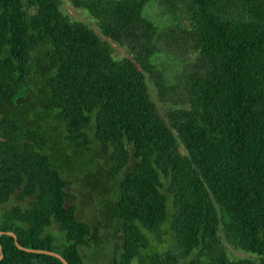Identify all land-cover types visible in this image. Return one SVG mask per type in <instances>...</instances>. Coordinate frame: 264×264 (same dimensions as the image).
Here are the masks:
<instances>
[{"label":"trees","instance_id":"16d2710c","mask_svg":"<svg viewBox=\"0 0 264 264\" xmlns=\"http://www.w3.org/2000/svg\"><path fill=\"white\" fill-rule=\"evenodd\" d=\"M70 2L99 34L61 0H0V207L17 199L0 231L69 264H86L100 227L122 238L111 264H264V0H186L178 37L196 57L178 97L160 58L177 30L144 15L149 0ZM70 184L101 219L68 204ZM166 224L182 260L152 244ZM0 242V264H64Z\"/></svg>","mask_w":264,"mask_h":264},{"label":"rangeland","instance_id":"374dc122","mask_svg":"<svg viewBox=\"0 0 264 264\" xmlns=\"http://www.w3.org/2000/svg\"><path fill=\"white\" fill-rule=\"evenodd\" d=\"M159 0H149L144 9V15L150 18L155 25L159 28H165L167 24L173 26L177 31L170 34L167 38L162 40V44L170 46L171 53H164L160 56L161 60L167 66V72L171 86L176 90L178 94L182 92V86L185 80V73L190 70V66L193 62V58L196 54L193 48L188 42L185 41V45L181 44L182 40L178 37L181 34L180 24L189 23L188 14L186 12V0H169L167 6L158 5ZM61 10L70 16L72 20L83 21L92 27L98 34L100 29L96 24V20L89 13V11L83 7L75 6L70 0H61ZM177 37L176 42H172V39ZM111 41V40H110ZM114 48V54L118 58L125 56H131L128 48L118 43L111 42ZM170 56V57H169ZM150 92L153 93V84L148 81ZM179 102V101H178ZM181 104V103H180ZM174 107L162 106V109L169 110ZM68 190L73 194L68 200V204H74L78 206V215L89 222L101 219L100 203L98 197L90 194H86L84 189L77 187L74 184L68 186ZM17 199H13L8 204L3 205L0 208H6L12 203L16 202ZM164 231L161 236V241L158 242L152 237V244L158 248L162 253L167 251L176 252L182 260V252L180 247L166 224L163 227ZM54 234L62 241L63 232H61L55 225L51 228ZM122 238L120 232L117 233L114 229H108L107 227H100L98 230V240L92 247H85L83 250L86 264H111L112 258L117 254L119 250V244ZM228 253L232 258H250L256 259L257 255L244 250L234 245H229L225 242ZM134 264H138L137 261Z\"/></svg>","mask_w":264,"mask_h":264},{"label":"water","instance_id":"95a60500","mask_svg":"<svg viewBox=\"0 0 264 264\" xmlns=\"http://www.w3.org/2000/svg\"><path fill=\"white\" fill-rule=\"evenodd\" d=\"M3 233H7L9 235H12L14 238H15V242L17 244L18 247H20L21 249L23 250H26V251H29V252H37V253H47V254H50V255H53V256H56V257H59L63 262L64 264H69L67 259L65 257L62 256L61 253H59L58 251H55V250H49V249H41V248H33V247H26V246H23L19 240H18V237L17 235L15 234V232L13 231H0V236L3 234ZM4 257V254H3V248H2V245H1V242H0V260H2Z\"/></svg>","mask_w":264,"mask_h":264}]
</instances>
